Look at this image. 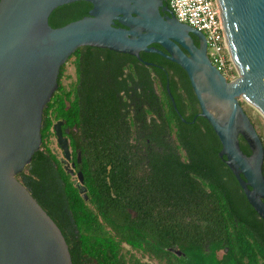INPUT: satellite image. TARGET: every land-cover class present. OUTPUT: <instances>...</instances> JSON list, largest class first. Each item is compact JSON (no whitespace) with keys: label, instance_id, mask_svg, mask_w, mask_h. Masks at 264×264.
<instances>
[{"label":"trees","instance_id":"1","mask_svg":"<svg viewBox=\"0 0 264 264\" xmlns=\"http://www.w3.org/2000/svg\"><path fill=\"white\" fill-rule=\"evenodd\" d=\"M162 1L167 5L166 0ZM90 7L89 2L82 0L57 6L49 13L47 23L52 28L62 26L86 15ZM71 56L76 73L112 74L117 83L114 89L107 84L94 90L91 85L90 144L91 149L100 150L90 156L105 153V164L96 170L102 172V177L110 164L111 173L121 171L126 178H132L129 195L136 192L132 207L139 219L138 223L116 221L123 215L102 206V196L93 190L95 170L88 153L80 170L88 189L85 195L91 203L89 208L70 184L63 180L64 186L56 183L57 171L50 163L48 151L40 145L16 179L59 228L71 264H150L142 258L156 264H264V222L218 157L220 144L208 122L199 115L193 118L192 104L187 112L184 96L189 103L196 104V100L184 71L155 53L139 52L137 60L128 54L82 46L67 59ZM123 69L134 77L122 76ZM63 72L64 64L57 82ZM150 74L158 84L155 88L151 87ZM118 83L135 88H122ZM166 84L180 118L172 107ZM120 90L126 101H121ZM130 96H136L139 108L131 120V112L121 109L133 100ZM53 102L51 96L42 111L41 139L55 118L68 120L67 111H63L65 105L55 108ZM151 110L158 117L147 123L145 115ZM72 121L68 120V125ZM238 144L242 153L248 155L249 149L240 136ZM135 154L139 158L134 159ZM133 169L138 171L135 176L127 173ZM261 173L264 177V156ZM124 218L129 221L127 215ZM58 219H70L75 232H62ZM158 219L168 222L164 225Z\"/></svg>","mask_w":264,"mask_h":264},{"label":"water","instance_id":"2","mask_svg":"<svg viewBox=\"0 0 264 264\" xmlns=\"http://www.w3.org/2000/svg\"><path fill=\"white\" fill-rule=\"evenodd\" d=\"M74 1L80 0H0V264H71L59 228L16 175L39 149L42 111L56 89L60 67L82 46L137 60L139 52L155 53L178 65L198 115L218 139V157L264 222L263 145L239 103L264 119V0H215L237 73L232 81L210 64L203 34L178 22L162 0H82L91 4L86 15L50 27L49 13ZM165 89L180 118L167 84ZM59 123L52 126L67 156ZM239 136L248 155L239 148ZM77 177L82 180L80 172ZM84 190L78 189L86 198Z\"/></svg>","mask_w":264,"mask_h":264},{"label":"flooded vegetation","instance_id":"3","mask_svg":"<svg viewBox=\"0 0 264 264\" xmlns=\"http://www.w3.org/2000/svg\"><path fill=\"white\" fill-rule=\"evenodd\" d=\"M192 43L194 46L198 45V40L196 37L191 36ZM154 47V46H153ZM157 49L162 50L158 45H156ZM163 51V50H162ZM182 51L185 53V51L182 49ZM71 64H72V69L73 73L69 75H63L61 74L59 76L57 86L55 91L53 92V97H54V102H53V107L58 108L62 105H65L63 107V111H67V119L68 120H73L70 125H68V120L66 121L63 118H55L53 122L50 125V128L44 132V135L42 136V139L40 140V145L42 149L48 151V154L51 157V162L53 165V168L55 171H57V174L55 175L56 178V183L61 184L62 186L66 184H70L72 188L78 193L83 201H85L86 206L89 208L91 207V203L88 200L87 196L86 198L82 197V194L78 191V189L82 186L84 187V193H87V187L85 185L83 176L82 180L79 181L77 177V172L81 173V167H83L82 160L86 158V154L88 153V160L93 161V170L95 177L93 179V190H95L99 195H101V203L102 206L106 209H112L120 212L123 216V219L118 218L116 221H121L123 220L124 222H132V223H138V212L134 207H132L133 204H136L135 200V193L132 195H129L130 192V186L129 183H131L133 180L132 178H126L125 176L122 175L121 171L120 172H115L111 173L110 171V164L106 165L104 175L102 177V172L96 171L101 168L103 164H105L106 161V155L104 154H99L100 156H90L91 154L98 152L100 150V147L95 148L94 150L91 149V138H90V127H89V96H90V89L91 85H93L94 90H100L104 88L107 84L109 85L110 88L114 89L117 83L113 80V75L112 74H105V75H95L93 74H88V73H76L74 69V64H73V59L74 56H72ZM164 58V57H163ZM166 59V58H165ZM145 64V63H144ZM124 70V76L125 78L129 77H134L133 74L127 75L126 70ZM105 71H110V69L105 70ZM58 77V76H57ZM148 78L151 80V87L155 88L158 86L156 83V80L154 78L153 74H150ZM118 86H121L122 88H129L135 86L127 84H119ZM193 94V93H192ZM119 95H121L123 98L121 101H126V96H124L123 90L119 91ZM130 98H133L132 101H130V104L124 106L121 108L122 103L120 100H118V104L120 108L122 109L123 112L128 110L131 112L128 114V118L131 120L133 117V113L135 115L139 113V108L137 103V98L136 96H130ZM196 100V99H195ZM74 103V106H72ZM191 104L194 106L195 112H194V117H199L198 112L199 108L196 104L194 103H189L187 99H185L184 96V105L187 107V112L190 110L189 107ZM147 108V107H145ZM153 108V106H152ZM121 111V112H122ZM65 113V112H64ZM55 113L53 112V115ZM52 115V116H53ZM126 115V113H125ZM158 117L157 114H154L153 110L151 112H148L145 117H146V122L149 123L152 118ZM75 119V121H74ZM81 120V122H80ZM119 120V119H118ZM55 122H60L59 123V132L61 138L65 140V145H66V151H67V156L63 154V149H62V143H58L55 131L53 129V124ZM160 123V122H159ZM152 129V127H150ZM134 139L131 138L130 142L134 143ZM40 147V146H39ZM137 148V145L135 146V150ZM99 153V152H98ZM134 159L139 158L138 154L132 155ZM144 157V156H142ZM117 158L120 159L118 156ZM127 173L131 174L132 176H135L138 174V171L136 169H133L132 171H128ZM111 177L113 179L111 180ZM64 178V179H62ZM66 183H64L63 181ZM102 180L104 181L102 183ZM58 186V185H57ZM144 203V202H142ZM121 210L124 211V214L121 212ZM124 215L128 216L129 221H127L124 218ZM59 220V219H58ZM61 226H62V232L66 233L67 235L74 233V224L71 222V220H59L58 221ZM157 222H163L164 225L168 222L167 219H158ZM124 224V223H120ZM109 229V227H107ZM150 233L153 232L152 229L148 230ZM164 237H167V233L164 234Z\"/></svg>","mask_w":264,"mask_h":264},{"label":"built area","instance_id":"4","mask_svg":"<svg viewBox=\"0 0 264 264\" xmlns=\"http://www.w3.org/2000/svg\"><path fill=\"white\" fill-rule=\"evenodd\" d=\"M178 22L189 25L203 34L206 56L210 64L226 81L237 73L226 45L215 0H166Z\"/></svg>","mask_w":264,"mask_h":264},{"label":"rangeland","instance_id":"5","mask_svg":"<svg viewBox=\"0 0 264 264\" xmlns=\"http://www.w3.org/2000/svg\"><path fill=\"white\" fill-rule=\"evenodd\" d=\"M72 58L73 57L71 56L64 63L63 75H69V74L73 73L72 64H71ZM240 101L242 102V108H243L244 112H246V115L251 120L252 124L254 125V129H255L256 133L258 134V136H261V138H262L261 143L263 144V149H264V119L255 109H253L248 104L244 103L242 100H240ZM134 254L136 256H138L137 253H134ZM141 261H145L146 263H150V264H156L153 260L148 261L146 258H142Z\"/></svg>","mask_w":264,"mask_h":264}]
</instances>
